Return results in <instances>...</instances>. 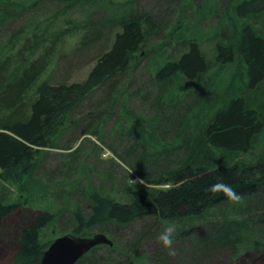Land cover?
Returning <instances> with one entry per match:
<instances>
[{
    "label": "trees",
    "instance_id": "trees-1",
    "mask_svg": "<svg viewBox=\"0 0 264 264\" xmlns=\"http://www.w3.org/2000/svg\"><path fill=\"white\" fill-rule=\"evenodd\" d=\"M49 1L52 0H34L32 5ZM180 1H174L172 10L181 7ZM208 1L213 4L211 8L221 5L219 14H215L217 29L206 41L211 46V58L203 47L202 38L182 36L177 33L178 28L164 41L154 44L168 26V19L154 20L151 11H132L110 20L107 34L101 25L98 27L91 20L83 23L72 20L55 31L47 27L41 32H31L22 44L15 37L8 39L0 52V229L7 227L4 225L7 217L27 203L26 199L22 203H8L1 191L2 185L23 187L40 169L39 162L45 151L65 150L69 151L67 156L77 158L81 148L72 150V143L88 135H99L97 129L112 118L114 107L119 105L117 96L125 88V77L130 69L142 56L156 51L160 60L154 66L151 81L156 95L152 99L153 92L143 89L137 93L143 102L152 99L150 107L154 109L150 111L152 115L149 114L152 117L144 118L148 124L157 123L159 141L156 146L160 151L148 150L147 143L137 139L143 143L145 153L127 159L122 151L108 146L124 157V164L141 183L131 188L122 181L121 190L126 197L122 202L104 198L96 190L89 197L88 207L78 199L67 220V234L86 238L97 229L114 235L144 219L190 224L219 208L224 218L211 222L206 240L208 250L216 256L233 251L235 259L241 255L236 254L238 247L243 246L247 247L244 253L249 255L247 264L260 259L259 255L264 254V239L261 240L264 234L255 233L253 227L264 225V204L249 209L250 202L264 189V152L251 165L234 160L218 165V157L212 151L227 157L247 155L264 133V0ZM203 3L204 0L195 11H199L198 18L208 19L210 14H200L204 13L201 11ZM24 9L21 8V13ZM18 11L9 4L0 5V29L6 18L20 14ZM231 16L237 19L236 28L228 22ZM203 21L206 20L196 21L197 26H202ZM112 31L110 46L104 44L97 49L85 79L70 83L51 80L48 71L66 36L80 34L79 47H93L101 45ZM163 45L165 50L159 52ZM235 63L241 65L238 77L244 82L242 91L228 98L208 94L207 89L213 88L207 75L213 66ZM177 78L194 88L183 99L165 101ZM203 105H213L216 109L212 108L200 119V128L191 136V130L184 128L191 114ZM64 135L68 136V145L58 146L57 141ZM69 135L73 137L69 139ZM119 140L118 146L123 148L127 139ZM174 152L182 154H178L174 163L160 166L159 163L167 162ZM150 154L155 160L148 158ZM72 167L65 172V177L76 173L78 163ZM217 181L230 185L242 197L241 202L230 201L223 191L215 194L205 191ZM167 184L170 188L159 189ZM224 206L238 219H226L228 212L224 213ZM80 212H84V217ZM56 217L48 211H39L31 219L20 220L11 240L0 235L13 249L8 264H39L49 245L41 242V232L48 224H55ZM195 232L191 228L184 234L191 236ZM87 254L76 264H82ZM261 261L259 264H264V260Z\"/></svg>",
    "mask_w": 264,
    "mask_h": 264
},
{
    "label": "rangeland",
    "instance_id": "rangeland-1",
    "mask_svg": "<svg viewBox=\"0 0 264 264\" xmlns=\"http://www.w3.org/2000/svg\"><path fill=\"white\" fill-rule=\"evenodd\" d=\"M174 1L52 0L32 5L34 0H0L1 6L9 4L16 7L19 10L18 12H20V14L12 18H6L5 22H3V26L0 29V52H2V47L7 44L8 39L15 37L22 44L31 36V32H41L47 27L50 31H55L65 27L66 21L73 20L83 23L91 20L96 25L98 24V27L101 25L100 27L107 34L108 31L106 30L109 28L107 22L110 20H115L123 14L132 11L139 13L151 11L153 12L154 20H161L160 18L168 19V26L154 44L158 41H164L172 34L175 28H178L177 33L182 36L202 38L205 41L203 42V47L208 57L211 58V46L206 41L214 35V31L217 29L218 21L215 14H219V6L221 5L217 4V6L211 8L210 6L213 4L209 3L208 0H204L201 10L204 13L200 14L201 16H206V13L211 16L207 17L208 19H201L202 17L198 18L199 11H195V7L202 3L203 0H181V7L172 10L171 6L175 3ZM22 7L25 9L21 13ZM202 20L206 21L201 22L202 26H197L198 23L196 21ZM228 22L232 23L234 28L238 26L237 19L233 18V16ZM112 33L113 31L107 35V38L103 39L101 45L93 47H79L80 34L66 36L59 45L57 58H55L48 71V74L51 75V80L56 83L61 81L70 83L85 79L94 63L93 60L97 49L104 44L107 47L110 46ZM162 49L165 50V45L158 49L159 52L163 51ZM155 52L142 56V59L138 60L139 62L130 69L129 74L125 77V88L117 96L119 105L114 107L115 115L113 113L112 118H109L99 126L97 129L99 135H88L85 138H80L76 143H72V150L79 146L82 149L76 155L78 156L77 158L67 156L69 151L65 150L45 151L39 162L40 169L36 170L32 177L25 181L23 187L10 184L2 185L1 191L7 196L8 203H22L25 199L27 200V203L22 206L23 208H19L14 214L5 219L4 225L7 227L0 229V235L4 239L9 241L13 238V229H17V226L21 224L20 220L24 222L25 218L31 219L39 211H48L53 216H57L56 221L55 224H48L41 232L40 238L42 243L50 244L57 237L69 233V229L66 228L67 220L70 218L73 208L79 203L77 202L78 199L86 204L88 202L91 203L89 197L94 192L93 190H96L104 198L122 202V200H126L121 190L122 181L127 182L131 188L141 183L128 170L123 158L135 159V156L139 157L144 152L143 143L139 142L140 140L147 143L148 150L152 152L160 151V148L156 146L159 141L158 133L155 130L157 123L148 124L147 120H145V118L152 117L149 114L152 115L150 111L154 109V107H150V104L156 95V90H154L155 86L151 81L154 66L160 60ZM238 67L241 69V65L236 63L226 67L214 65L213 70L207 75L209 84H211L213 89H207V93L212 92L216 96L228 98L232 94L235 95L242 91L244 82L243 79L241 80L238 77V74L241 75ZM193 88L189 83L177 78L174 80L173 87L168 93L169 95H166L165 101L170 98L171 100L172 98L183 99ZM142 89L146 92H153L150 101L143 102L139 98L137 92L140 93ZM212 108L216 109L213 105L212 107L203 105L195 110L187 122V127L185 126L184 129L189 128L191 130L190 135L193 136L192 132L200 128L199 125L202 122L200 119L209 114ZM77 118L76 120H78ZM74 133L76 134V132ZM67 137V135H64L58 140V146L64 147L68 145ZM72 137L73 135H69V139ZM123 137H126L127 144L121 148L118 143L119 139H123ZM108 146L118 152L122 151L124 157L112 152ZM212 152L214 156L218 157V165L227 164L233 160L251 165L264 152V133L256 139L252 150L247 155L227 157L217 151ZM178 154L182 153L174 152L167 162L159 163L160 166L174 163ZM102 155L106 158L102 159ZM148 158L155 160L152 154ZM76 162L78 163L77 171L75 170L76 173L65 177V172L70 171L73 168L72 165H75ZM168 188H170L169 184L159 187V189ZM81 191H86V193L82 194ZM261 192L255 200L250 202L251 208L249 211L257 205L262 206L264 204V189ZM86 206L88 207V204ZM223 209L224 213L228 212L225 216L226 219L231 221L238 219V216L231 212L229 208L227 209L224 206ZM219 211V208L214 211L211 210L206 214V218H201L199 221L193 220L190 224L174 221L157 222L151 219H144L131 223L114 235L99 232L95 229L90 232L91 234L88 238L103 234L112 241L113 245L111 247L106 245L96 247L94 252H88L82 264H247L248 259L246 258L249 255L247 252L244 253L247 247H238L236 254L241 255L235 259H233L235 255L233 251L222 252L224 255L216 256V253L208 250L206 240L212 226L211 222L213 220L222 221L224 218ZM83 213L80 216H83ZM170 226L175 228L172 245L176 253L174 256H170L169 249L158 241V237ZM191 228L195 229V234L191 236L185 235L184 233ZM253 230L255 233L259 231L264 234V225L256 224ZM262 239H264V235ZM134 251H136V254H130ZM12 254V247L3 242L0 237V264H8ZM259 258L260 261L254 259L252 264L262 262L264 254L259 255Z\"/></svg>",
    "mask_w": 264,
    "mask_h": 264
},
{
    "label": "water",
    "instance_id": "water-1",
    "mask_svg": "<svg viewBox=\"0 0 264 264\" xmlns=\"http://www.w3.org/2000/svg\"><path fill=\"white\" fill-rule=\"evenodd\" d=\"M100 245L111 247L113 243L103 234L91 238L65 234L48 245L39 264H76L85 254Z\"/></svg>",
    "mask_w": 264,
    "mask_h": 264
},
{
    "label": "clouds",
    "instance_id": "clouds-1",
    "mask_svg": "<svg viewBox=\"0 0 264 264\" xmlns=\"http://www.w3.org/2000/svg\"><path fill=\"white\" fill-rule=\"evenodd\" d=\"M102 159L106 157L102 155ZM134 182V181H133ZM205 191L211 192L213 194L223 191L224 194L228 197V199L234 203H240L242 197L236 193L234 189L230 185L224 184L222 181H217L215 184L210 185ZM175 232L174 226L168 227L163 234L158 237V241L167 249H169V255L174 256L175 250L173 249V235Z\"/></svg>",
    "mask_w": 264,
    "mask_h": 264
},
{
    "label": "bare ground",
    "instance_id": "bare-ground-1",
    "mask_svg": "<svg viewBox=\"0 0 264 264\" xmlns=\"http://www.w3.org/2000/svg\"><path fill=\"white\" fill-rule=\"evenodd\" d=\"M82 259V258H81Z\"/></svg>",
    "mask_w": 264,
    "mask_h": 264
},
{
    "label": "flooded vegetation",
    "instance_id": "flooded-vegetation-1",
    "mask_svg": "<svg viewBox=\"0 0 264 264\" xmlns=\"http://www.w3.org/2000/svg\"><path fill=\"white\" fill-rule=\"evenodd\" d=\"M98 247V246H97Z\"/></svg>",
    "mask_w": 264,
    "mask_h": 264
}]
</instances>
